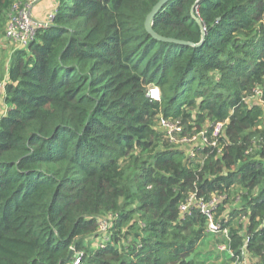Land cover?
Wrapping results in <instances>:
<instances>
[{"label": "trees", "instance_id": "1", "mask_svg": "<svg viewBox=\"0 0 264 264\" xmlns=\"http://www.w3.org/2000/svg\"><path fill=\"white\" fill-rule=\"evenodd\" d=\"M15 1L0 0V40ZM158 1L57 0L11 50L0 264H215L199 257L207 235L226 246L223 264L243 251L264 264V107L251 101L264 97V0H169L154 31L196 46L147 32ZM191 196L216 200L217 233Z\"/></svg>", "mask_w": 264, "mask_h": 264}, {"label": "built area", "instance_id": "2", "mask_svg": "<svg viewBox=\"0 0 264 264\" xmlns=\"http://www.w3.org/2000/svg\"><path fill=\"white\" fill-rule=\"evenodd\" d=\"M40 0H17L15 1L7 15L6 20V26H5V33H4V40L13 43L17 47H27L36 37V34L38 30L47 27L49 23L52 21L54 17V10L49 11L44 19H36L32 15V9L34 5ZM6 80L0 81V95H3L4 97V89H5ZM148 96L153 99H159V90L156 87H151L148 89ZM254 97H258L259 103L264 106V97L261 93V91H256ZM161 125L167 129L169 133L180 131L181 129L178 127V125L175 123H172L168 120L161 119ZM224 123H215L213 125L212 130V136L217 137L222 129H223ZM201 140L205 142L204 139V132L199 133L198 135L191 136V137H182L176 142L184 143L187 145L194 144L198 140ZM194 204L198 206V208L201 210V212L206 215L209 219V223L207 226L206 231L208 233H217L219 231V225L213 221L212 216V209L216 205V200L213 199L209 202H204L203 200L199 199L197 200L193 196H191L190 199ZM189 206L188 204L181 205V210L185 211L187 210ZM105 227H103L104 229ZM224 233H227L226 230H224ZM218 249L223 251L226 249V246L219 245ZM231 256H233V253L231 250H229ZM244 255V251L242 252ZM73 264H79V259L76 257L75 261H73ZM231 264H245L244 259L242 261L238 260V257L231 262Z\"/></svg>", "mask_w": 264, "mask_h": 264}, {"label": "rangeland", "instance_id": "3", "mask_svg": "<svg viewBox=\"0 0 264 264\" xmlns=\"http://www.w3.org/2000/svg\"><path fill=\"white\" fill-rule=\"evenodd\" d=\"M44 1H39L37 2L36 5H34L35 7L33 8H38L41 11V19H44L45 16L47 15V11L49 10L48 7L44 4ZM34 13V12H33ZM5 42V40H4ZM17 46L14 45L13 43H4L3 48H0V72L3 76L6 75V69L8 66V61H9V53L11 52V50H13L14 48H16ZM252 102H259L258 97H254L252 100ZM264 107V106H263ZM263 123H264V116L262 118ZM192 145V144H190ZM233 204H231L229 206V208L232 209ZM103 227H106L105 224H103ZM219 238V237H218ZM101 239V237H100ZM99 238H97L96 243L97 245H99L101 243V240ZM211 250L213 252V259L215 264H223L222 261H225V255L224 253L220 252L217 248H216V243L213 240V236L212 235H207L204 240L203 243L199 246L198 251L199 252V257H205L207 255V251ZM216 255V256H215ZM215 256V257H214ZM211 260V259H210ZM211 260V261H212ZM244 261L245 264H256V257H253L251 254L245 253L244 254Z\"/></svg>", "mask_w": 264, "mask_h": 264}, {"label": "water", "instance_id": "4", "mask_svg": "<svg viewBox=\"0 0 264 264\" xmlns=\"http://www.w3.org/2000/svg\"><path fill=\"white\" fill-rule=\"evenodd\" d=\"M169 0H159L151 9V11L147 14L146 18H145V22H144V26L145 29L147 30L148 33H150L155 39L160 40V41H166V42H173L176 44H181V45H189V46H196V45H200L202 44L203 40L198 43V44H194L188 41H183V40H179V39H175V38H168V37H164L158 33H156L153 29V19L154 17L157 15V13L160 11V9L168 2ZM197 21L199 22V19L197 18ZM205 28L202 27V36L204 38L205 36ZM74 253V250L71 249L69 251V254L66 258V260H69L72 255ZM193 256H190L187 260L192 259Z\"/></svg>", "mask_w": 264, "mask_h": 264}, {"label": "crops", "instance_id": "5", "mask_svg": "<svg viewBox=\"0 0 264 264\" xmlns=\"http://www.w3.org/2000/svg\"><path fill=\"white\" fill-rule=\"evenodd\" d=\"M41 1H44L45 3V5L48 7V11L47 12H49V11H52L53 10V8L55 7V5H56V2H57V0H40V2ZM39 2V1H38ZM37 4V3H36ZM35 4V5H36ZM35 7V6H34ZM55 9V8H54ZM34 12V13H33ZM32 15H33V17L34 18H36V19H41V11H40V9H38V8H33L32 9ZM0 44H2V46H4V43H7V41H5L4 42V38H2L1 40H0ZM10 54V53H9ZM6 107H7V105L4 103V97H3V95H0V114H2V113H4L5 112V109H6Z\"/></svg>", "mask_w": 264, "mask_h": 264}]
</instances>
